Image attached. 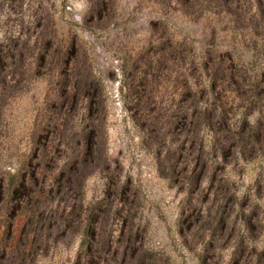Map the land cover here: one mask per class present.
Returning <instances> with one entry per match:
<instances>
[{
  "label": "rangeland",
  "instance_id": "374dc122",
  "mask_svg": "<svg viewBox=\"0 0 264 264\" xmlns=\"http://www.w3.org/2000/svg\"><path fill=\"white\" fill-rule=\"evenodd\" d=\"M207 1L210 6L204 8L193 0L192 11L187 13L176 0H0V39L41 20L40 30L61 49L69 41L73 44L69 73L92 90L86 98L77 96L74 110L62 108L65 132L77 129L80 113L87 115L83 111L87 97L98 102L86 121L93 119L98 127L100 148L106 152L110 171L114 169L119 180L128 181L134 191V221L147 259L156 264H264L258 254L264 246L263 148L255 144L250 153L227 158L226 165L213 162L211 168L232 192L220 230L208 222L213 210L202 213L196 224L180 226L187 199L201 208L212 200L207 175L198 187L203 195L198 190L189 195L184 183L167 177L176 143L171 119L187 106L185 96L178 94L180 79L192 80L188 60L197 61L203 52L228 56L252 84L251 107L229 89L221 90L231 125L237 130L245 120L252 129L260 123L264 128V24L258 12L264 0H225L227 7L218 0ZM36 32L32 29L30 41ZM164 39L172 46L180 45L184 60L176 61L169 48L160 50ZM30 52L23 61L27 74L15 88H6L1 98L0 175L5 180L24 160L31 138L37 134L38 120L49 119L59 109L65 98L61 86L70 78L62 72L57 75L52 63L37 67ZM200 79L205 85V79ZM149 128L153 131L150 136ZM196 136L201 157H209L205 128L200 126ZM70 144L72 149L74 144ZM62 160L58 156L55 165ZM106 175L98 164L84 174L82 217L89 210L98 213L104 209L99 206L106 192ZM109 207L102 216L109 214L115 239L119 206L112 199ZM23 218L22 210L13 215L0 209V249L5 244L10 251L0 258L3 264H16L18 257L11 250L16 251ZM84 223L82 218L72 230L69 226L53 234L35 251L25 242L24 251L31 250L24 256L25 264H82L85 247H94L83 232Z\"/></svg>",
  "mask_w": 264,
  "mask_h": 264
},
{
  "label": "trees",
  "instance_id": "16d2710c",
  "mask_svg": "<svg viewBox=\"0 0 264 264\" xmlns=\"http://www.w3.org/2000/svg\"><path fill=\"white\" fill-rule=\"evenodd\" d=\"M176 1L183 11L191 13L196 0ZM197 1H199L198 6L204 8L210 6L207 0ZM226 1L218 0V3L227 7ZM258 7L264 24V7H261V4ZM39 18L37 16L35 21ZM37 22L38 29H36ZM37 22L35 26L30 24L24 31L0 39V115L3 110L4 102L1 98L4 90L9 87L15 88L21 78L27 74L23 61L25 56H28L26 54L28 51H31V58L37 67L52 63L57 69V75L63 73L66 78L68 76L70 78L66 80L67 84L61 86V93L65 98H62L58 104L59 109L48 117L49 119L43 117L42 120H38L37 134L33 140L31 138L29 150L18 169L8 174L6 180L0 175V209L13 215L18 210L24 212L22 231L16 239V251L15 248L11 250L18 257L16 264H25L24 256L31 251H24L25 242H28L32 251H35L41 242L53 234L63 232L69 226V230H72L82 218L85 220L83 232L94 246L92 249L85 247L82 264H156L155 260L147 259L149 255L145 256V249L141 247L138 237L140 229L134 221L133 210L136 198L134 191L128 181L119 180L114 169L110 171L106 152L100 148L102 138L98 135V127L93 119L90 122L86 121L91 117L92 109L97 108L98 102H94L91 96L87 97L88 101L83 105V111L85 109L87 115L83 116L84 114L80 113L77 129L65 132L67 124L65 117L61 116L62 108L69 107L74 110L78 104L77 96L86 98L87 95H91L92 88L85 82L79 83L76 75H72L73 72L69 73L70 62L73 60V44L69 41L61 49L53 38L44 34L43 28L40 30L41 20ZM32 29L37 32L30 41ZM161 44L162 52L169 48L168 51L176 61L184 60L185 56L182 55L183 49L181 50L180 45L172 46L165 39ZM188 63L192 80L186 81V78L178 75L181 78L178 94L185 96L187 106L171 119V126L172 123L174 124L171 129L174 128L176 143L168 161L167 177L181 184L184 183L190 195L199 191L202 177L206 174L207 188L211 190L209 192L213 198L208 206L202 208L187 199L182 207L180 219L183 221L180 222V226L183 228L186 224H196L203 216L202 213L213 210L214 216L208 222L212 221L213 226L220 230L225 225L224 212L230 206L228 200L232 197V192L223 184V180L219 179L221 176L217 175L215 168L211 166L213 162L226 165L227 158H235L236 153L239 155L250 153L255 150L253 148L255 144L264 149V128L260 123L252 129L245 120L237 130L235 124L231 125L230 117L220 99L221 90L229 89L235 97L244 102L246 107L253 106L254 102L251 99L252 84L239 73L228 56L220 54L212 56L205 51L197 61L190 59ZM201 77L205 79V85H202ZM68 95H71L70 101L66 100ZM246 125L248 127H245ZM200 126L205 128L210 150L209 157L208 155L201 157L200 144L196 142V130ZM150 131L152 128L147 131L149 136L153 132ZM71 142L74 144L72 149ZM58 156H62L63 160L59 165H55ZM97 164L107 173L106 192L102 198L103 204L99 206H104V209H100L98 213L89 210L82 217V179L87 170ZM207 168L209 171H206ZM199 192L201 195L205 194L202 189ZM110 196L119 206L117 210L119 229L115 239L108 224L109 214L102 216L107 210L106 207L110 208L112 202ZM65 207H68L67 210ZM111 215L115 214L111 213ZM204 219L207 220L208 217ZM91 224L94 225L90 227ZM5 246V244L1 245L0 258L10 252ZM259 253L260 258L264 259V246ZM0 264H3L1 260Z\"/></svg>",
  "mask_w": 264,
  "mask_h": 264
}]
</instances>
